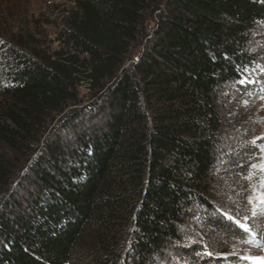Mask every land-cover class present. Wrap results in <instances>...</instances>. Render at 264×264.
I'll return each mask as SVG.
<instances>
[{
    "label": "trees",
    "instance_id": "16d2710c",
    "mask_svg": "<svg viewBox=\"0 0 264 264\" xmlns=\"http://www.w3.org/2000/svg\"><path fill=\"white\" fill-rule=\"evenodd\" d=\"M14 27L0 26V264H166L191 241L215 259L221 228L193 232L194 208L213 211L229 172L223 92L258 61L264 0H76L50 53Z\"/></svg>",
    "mask_w": 264,
    "mask_h": 264
},
{
    "label": "rangeland",
    "instance_id": "374dc122",
    "mask_svg": "<svg viewBox=\"0 0 264 264\" xmlns=\"http://www.w3.org/2000/svg\"><path fill=\"white\" fill-rule=\"evenodd\" d=\"M75 1L0 0L2 32L4 29L16 32L14 26L21 20L35 42L50 53L59 44L58 33ZM149 26L152 27L153 22ZM259 33L262 36L263 30ZM255 34L257 32L253 33L249 46L258 55V64L244 70L236 84L229 85L223 92L227 96V107L223 114L229 125L225 126V145L218 158V172H229L227 176L218 179L221 187L213 211L194 208L193 232L201 229L217 232V227L221 228L220 233L217 232L221 239L217 252H211L215 259L190 257L193 246L199 249L191 241V246L186 249L176 247L171 250L166 264H255L256 258L264 261V40ZM6 41L4 38L1 42ZM140 51L141 46L133 51L132 59H136ZM130 62L127 60L125 67ZM79 90V104L76 108L87 116L94 108L91 110L89 107L94 98L84 85ZM63 125L59 118L49 131H53L56 126L64 129ZM240 164L245 169L238 172ZM242 172L247 175L243 176ZM226 186L241 189L231 194L225 192ZM245 228L253 238L261 234L262 239L255 245L247 243L237 231ZM185 253L189 255L184 256Z\"/></svg>",
    "mask_w": 264,
    "mask_h": 264
},
{
    "label": "snow or ice",
    "instance_id": "6c2138e0",
    "mask_svg": "<svg viewBox=\"0 0 264 264\" xmlns=\"http://www.w3.org/2000/svg\"><path fill=\"white\" fill-rule=\"evenodd\" d=\"M254 143V142H253ZM245 232L247 231V229H243ZM197 255H200V253H196ZM208 255H210V253H208ZM248 259H252V258H248ZM255 264H264V261L259 260V258H256Z\"/></svg>",
    "mask_w": 264,
    "mask_h": 264
},
{
    "label": "built area",
    "instance_id": "2783aa9c",
    "mask_svg": "<svg viewBox=\"0 0 264 264\" xmlns=\"http://www.w3.org/2000/svg\"><path fill=\"white\" fill-rule=\"evenodd\" d=\"M254 64H258V61H257V62H254ZM254 64H253V65H251V66H250L248 69H250L251 67H253V66H254ZM238 80H239V79H238ZM238 80H237V81H238ZM237 81H236V82H237Z\"/></svg>",
    "mask_w": 264,
    "mask_h": 264
}]
</instances>
